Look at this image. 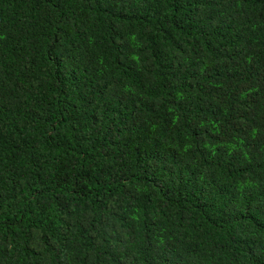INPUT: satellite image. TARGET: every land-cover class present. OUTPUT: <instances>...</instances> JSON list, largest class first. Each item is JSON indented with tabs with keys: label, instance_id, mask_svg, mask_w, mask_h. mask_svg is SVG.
Here are the masks:
<instances>
[{
	"label": "trees",
	"instance_id": "obj_1",
	"mask_svg": "<svg viewBox=\"0 0 264 264\" xmlns=\"http://www.w3.org/2000/svg\"><path fill=\"white\" fill-rule=\"evenodd\" d=\"M0 264H264V0H0Z\"/></svg>",
	"mask_w": 264,
	"mask_h": 264
}]
</instances>
